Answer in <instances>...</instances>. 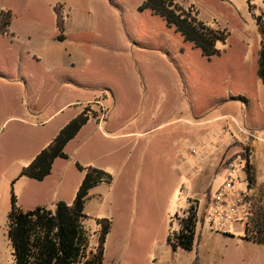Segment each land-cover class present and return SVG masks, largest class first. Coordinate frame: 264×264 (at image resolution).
I'll return each instance as SVG.
<instances>
[{"label": "rangeland", "instance_id": "obj_1", "mask_svg": "<svg viewBox=\"0 0 264 264\" xmlns=\"http://www.w3.org/2000/svg\"><path fill=\"white\" fill-rule=\"evenodd\" d=\"M144 1L0 0V10L10 9L13 14L15 32H33L36 25L51 32L54 25L56 37L52 68L51 59L36 60L22 53L26 46L12 42L0 25V264H14L7 236L10 193L22 208L45 203L54 209L49 191L55 180L31 179L19 175L20 169L52 141L88 97L102 99L104 94L131 90L135 95L131 114L140 116L144 105L150 104L143 103L142 72L153 84L168 78L159 70L165 65L184 80L187 105L202 110L203 105H213L214 96L232 95L244 107L246 127L256 134L264 131L259 103V99L264 103V85L257 75L261 35L256 24V17L264 13V0H176L184 7L192 5L207 24L226 29L225 41L216 43L219 53L210 57L174 25L141 9ZM60 34L70 45L69 56L60 52L65 47L58 40ZM128 65L136 70L139 91L133 92L121 76ZM83 109L94 112L90 104ZM90 124L82 134L90 130L98 135L94 122ZM160 132L137 138L130 157L127 141L122 157L121 152H99L86 146L85 140L81 145L75 140L87 165L112 176L110 183L91 188L84 203L89 248L97 243L96 218H107L110 230L104 242V264H264V243L244 239L240 221L220 227L203 217L208 196L224 181L225 167H236L238 161L245 164L249 147L235 154L221 153L220 159L208 148L199 164H193L202 156L198 152L181 163ZM60 162L67 174L66 203L70 204L84 172L73 157ZM243 175L238 171L237 186L245 190L251 205L249 221L255 203L264 204V187L247 188ZM190 205L197 214L193 247L173 249L167 237L178 230Z\"/></svg>", "mask_w": 264, "mask_h": 264}, {"label": "crops", "instance_id": "obj_2", "mask_svg": "<svg viewBox=\"0 0 264 264\" xmlns=\"http://www.w3.org/2000/svg\"><path fill=\"white\" fill-rule=\"evenodd\" d=\"M1 10L10 11L11 13L9 23L3 27V31L10 37L12 42H19L21 48L26 46L23 48L22 53H26L29 57L36 60L44 58L45 61H49L48 59H51V66L52 68L55 67L56 62L54 60L56 57V50L54 43L56 37L54 25L52 24L53 26H51V32L44 31L38 25L34 26L33 32H15V20L13 19L11 10ZM81 29L82 27L79 25L76 27L77 32ZM58 40L63 42L65 46L63 50H60V52L62 51V56H69L70 45L66 44V37L60 34ZM159 70L165 76H168V78L154 81L153 84L155 85L151 84L150 80L146 77V72H142L145 74L144 83L146 92L143 97V101L146 102L143 103L150 102V104L148 108L144 105L142 108L143 113L140 116L131 114V110L135 103V95L131 94V90L129 91L128 89L122 90L109 97L104 94L102 99H98L97 97H88V99H86L85 104H90L95 114L91 113L77 133L65 144L64 152L67 154V157L54 158L49 174L43 178L55 180L52 189L49 191V195H51L50 204L54 206L58 200L68 202L66 195L68 189L67 174L64 167L61 166L62 162L60 161L73 157L75 164L87 165V162L81 159L83 149H77L75 144L76 139H78L80 145L82 141L85 140L86 146L92 149L95 148V150L99 152L106 151L108 154L111 152H121V154H123L122 157L125 155L124 143L127 141L129 144L128 156L130 157V153L136 149L137 138L144 135L148 136L150 133H154L159 129L162 130V133L160 132L159 135H164L165 142L170 143V150L174 152V156L179 159L181 163L193 159L194 154L198 152L200 154L202 153V156L199 159H194L193 164H199L201 158L208 154V152L203 154V151H206L208 148H210L209 153H217L218 159H220L222 154L228 152L235 154L242 148L249 147L247 158L255 171V187L252 189L259 186L264 187V131L256 134L246 127L243 105L237 99H234L235 97L232 95L228 97L214 96L213 105H203L202 110H197L195 105H187L185 103L183 96L184 80L179 78L172 68L168 70L165 65L160 66ZM121 76L128 82L133 92L136 90L139 91L134 67L130 65L124 67ZM83 93L84 96H87L85 92ZM259 103L264 113V103H262L260 99ZM85 104H81L80 108L73 111L64 123L77 115ZM166 104H169V106L165 107ZM158 106H160V108L156 111ZM49 117H51V115ZM90 121L94 122V130L98 133L96 136L90 133V130L82 134L85 128L92 125L90 123L93 122ZM106 128H110V130ZM185 138L186 142L184 140ZM225 171L226 176V168ZM243 172L245 180V171L243 170ZM206 179L209 180V178ZM259 179L260 181H258ZM35 204L36 206L44 205L51 209V207L45 203ZM9 208L10 198L9 206L6 207V213H8ZM20 208L22 210L32 209H27L25 207Z\"/></svg>", "mask_w": 264, "mask_h": 264}, {"label": "trees", "instance_id": "obj_3", "mask_svg": "<svg viewBox=\"0 0 264 264\" xmlns=\"http://www.w3.org/2000/svg\"><path fill=\"white\" fill-rule=\"evenodd\" d=\"M140 8L148 9L165 19L169 25H174L186 40L199 47L207 57L218 54L216 43L224 42L227 37L226 29L215 28L198 18L192 5L184 7L176 0H145ZM10 17V11L1 10L0 25H7ZM256 24L261 35L257 75L264 84V13L256 17ZM89 115L87 110L82 109L72 117L52 141L27 166L22 167L19 175L41 180L49 174L54 158L67 157L65 144L87 121ZM76 166L84 175L70 204L58 200L54 209L38 205L22 210L11 192L7 236L12 246L14 264H104V242L110 230V221L107 218H96L97 243L92 249L89 248L88 232L83 224L89 216L84 212V203L92 187L110 183L112 176L93 165L76 163ZM244 171L247 188L252 189L255 185V171L248 158ZM254 210V215L244 226L243 238L264 243V204L255 203ZM184 212L178 230L167 237L173 249H191L195 241L196 207L190 205Z\"/></svg>", "mask_w": 264, "mask_h": 264}, {"label": "built area", "instance_id": "obj_4", "mask_svg": "<svg viewBox=\"0 0 264 264\" xmlns=\"http://www.w3.org/2000/svg\"><path fill=\"white\" fill-rule=\"evenodd\" d=\"M245 164L238 161L237 166L225 167L227 174L224 181L208 196L203 217L210 223L223 227L232 221H240L244 226L252 213L245 190L237 186L238 171L244 170Z\"/></svg>", "mask_w": 264, "mask_h": 264}]
</instances>
